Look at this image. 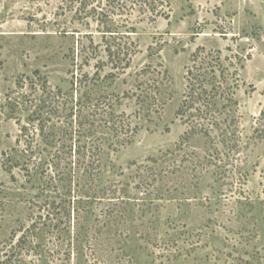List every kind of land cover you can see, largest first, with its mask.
<instances>
[{"label": "rangeland", "instance_id": "1", "mask_svg": "<svg viewBox=\"0 0 264 264\" xmlns=\"http://www.w3.org/2000/svg\"><path fill=\"white\" fill-rule=\"evenodd\" d=\"M108 43L122 50L118 69L117 56L109 58L105 51ZM198 48L220 50L236 69L240 145L229 153L220 146L219 154L214 153L217 166L221 158L226 171L207 166L197 189L201 204L182 207L178 216L173 206L160 209L155 225L140 220L133 223L135 228L117 230V224L94 221L98 225H92L91 235L97 236L94 229L102 232L98 242L89 240L80 253L73 250L70 264H264V137L256 132L264 127V0H0V192L8 194L0 196V216L9 194L22 193L26 186L18 167L7 171L11 148L26 149L23 142L16 145L26 114L8 112L7 94L32 91V99L40 94L38 77H43L49 90L60 89L55 100L61 101L83 73L94 95L113 99L112 94L128 93L114 111H123L138 129L111 156L107 175L117 181L135 173L147 158L175 152L186 129L175 112L185 89L186 66ZM163 71L164 105H152L148 114L137 94L153 91L148 85L161 79ZM108 73L113 79H104ZM29 81L39 91L33 92ZM191 144L187 152L212 151L202 141ZM35 149L33 144L30 153ZM168 158L169 163L175 157ZM198 175L193 171L184 178L194 181ZM179 190L193 195L186 187ZM29 193L35 201L36 191ZM27 213L19 214L25 225L30 223ZM16 217L8 218L0 237L16 227ZM136 245L146 249L132 252Z\"/></svg>", "mask_w": 264, "mask_h": 264}, {"label": "trees", "instance_id": "2", "mask_svg": "<svg viewBox=\"0 0 264 264\" xmlns=\"http://www.w3.org/2000/svg\"><path fill=\"white\" fill-rule=\"evenodd\" d=\"M104 32L112 33L111 29ZM105 51L109 58L117 56L118 69L123 60L120 47L115 49L108 43ZM127 66L126 62L122 70ZM150 68L147 65L146 72ZM162 75L148 85L153 86V91L142 89L137 94L141 104L147 105L148 114L152 105H164L166 71ZM87 76L80 74L76 88L72 85L61 101L55 100L61 94L60 89L49 90L43 77H38L42 81L40 91L29 81L33 92H40L32 99V91L26 90L23 91L26 94L6 95L5 106L11 115L26 114V122L20 126L16 140V145L23 142L26 149L14 146L6 158L7 171L11 173L18 167L24 173L26 186L25 191L10 193L3 202L0 234L5 231L8 218L17 217L12 221L16 227L0 237V264H70L73 250L80 253L89 240L98 242L97 236L102 232L94 229L97 236L91 235L92 225H98L94 221H102V226L117 224V230L135 228L133 223L140 220L155 225L160 223L157 213L167 206L178 210L175 215L178 216L182 207L201 204V198L197 197L200 177L207 166H217L214 153L219 154L218 147L228 149L227 153L238 150L235 65L225 62L220 50L204 52L198 48L186 66L185 89L175 112L186 129L175 152H170L174 161L168 163L167 152L160 157H149L143 164H137L135 173L124 176L120 172L117 175L125 179L110 181L107 174L112 171V154L132 141L138 127L131 125L123 111H114L115 104L120 106L129 94H112L113 99L104 94L94 95L93 87L87 90ZM113 77V73H108L104 79ZM18 81L20 85L21 79ZM261 117L264 118V112ZM256 132L264 137V127ZM194 140L204 142L212 151L193 148L187 152ZM33 144L36 149L30 153ZM35 153L38 158L32 157ZM180 156L182 159L178 160ZM219 161L216 169L219 173L226 171L221 158ZM193 171L199 173L195 180H185ZM180 187L190 189L193 195L182 192ZM33 190L35 201L29 193ZM3 192L0 196L7 197ZM251 203L242 204L252 208ZM6 208L12 212H6ZM99 208L104 211L98 214ZM21 211L28 212V225L19 215ZM131 248L132 252L146 249L142 245Z\"/></svg>", "mask_w": 264, "mask_h": 264}]
</instances>
